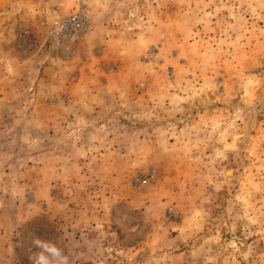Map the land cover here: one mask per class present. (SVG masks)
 I'll use <instances>...</instances> for the list:
<instances>
[{
    "label": "rangeland",
    "instance_id": "1",
    "mask_svg": "<svg viewBox=\"0 0 264 264\" xmlns=\"http://www.w3.org/2000/svg\"><path fill=\"white\" fill-rule=\"evenodd\" d=\"M37 237L264 264V0H0V264Z\"/></svg>",
    "mask_w": 264,
    "mask_h": 264
},
{
    "label": "clouds",
    "instance_id": "2",
    "mask_svg": "<svg viewBox=\"0 0 264 264\" xmlns=\"http://www.w3.org/2000/svg\"><path fill=\"white\" fill-rule=\"evenodd\" d=\"M32 247L30 264H71L70 255L53 240L37 237L33 239Z\"/></svg>",
    "mask_w": 264,
    "mask_h": 264
},
{
    "label": "built area",
    "instance_id": "3",
    "mask_svg": "<svg viewBox=\"0 0 264 264\" xmlns=\"http://www.w3.org/2000/svg\"><path fill=\"white\" fill-rule=\"evenodd\" d=\"M90 20L91 16L89 15V13L85 10L84 7H81L76 14L64 20V22L61 24V30L70 31V35L77 36L78 33L82 32L85 29ZM146 182L147 181H144L143 183L145 184ZM135 184L140 185V179H136Z\"/></svg>",
    "mask_w": 264,
    "mask_h": 264
}]
</instances>
